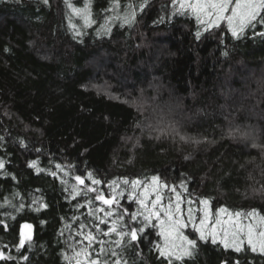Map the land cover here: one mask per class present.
<instances>
[{"label":"trees","instance_id":"obj_1","mask_svg":"<svg viewBox=\"0 0 264 264\" xmlns=\"http://www.w3.org/2000/svg\"><path fill=\"white\" fill-rule=\"evenodd\" d=\"M131 2L119 0L121 15ZM134 2L135 23L122 27L113 21L111 31L103 33L101 25L115 15L109 10L114 0H91L95 23L88 27L65 0L47 5L0 0V160L5 162L0 170V251L12 257L0 264H69V246L82 241L77 232H95L89 212L108 208L95 195L110 196L111 182L124 192L114 212H143L135 198H144L140 194L147 186L149 209L160 195L158 207L171 205L186 222L191 207L197 226L204 215L202 199L209 201V225L221 207L232 214L255 210L264 215V151L252 147L253 140L264 146V36L247 29L233 38L226 21L205 31L186 3L179 10V0H148L142 11L140 0ZM70 3L83 8L85 0ZM255 32H264V26ZM166 125L188 139L171 131L161 136L156 129ZM236 129L251 136L230 135ZM30 161L43 171L29 167ZM89 172L103 182L94 186L96 193H87L91 209L83 192L72 194L74 177L81 175L90 184ZM152 176L168 187L152 184ZM124 179L141 181L133 200ZM219 218L228 220L226 214ZM240 220L247 224L253 218L242 215ZM23 224L32 225L31 247L26 243L18 252ZM182 231L198 237L192 222ZM158 232L149 226L142 234L138 247L143 256L137 264H167L154 249L163 244ZM98 249L95 245L93 256ZM237 259L264 264L258 252L237 254L210 239L201 241L185 264H233Z\"/></svg>","mask_w":264,"mask_h":264},{"label":"snow or ice","instance_id":"obj_2","mask_svg":"<svg viewBox=\"0 0 264 264\" xmlns=\"http://www.w3.org/2000/svg\"><path fill=\"white\" fill-rule=\"evenodd\" d=\"M41 2L47 5L49 0H41ZM176 2L177 0H173V3ZM65 4L71 9L74 16H78L83 20L85 27L95 23L91 12V0H85L83 8L75 7L70 3V0H65ZM147 5L148 0H140L138 8L142 11ZM136 8L137 5L133 0V2L124 6L123 15H121L119 11V9H121L119 0H114L109 10L115 12V15L108 17L105 24L101 25L103 33L111 31V23L113 21H118L122 27L125 25L131 27L136 21ZM185 8L186 5L184 0H179V10L183 11ZM187 8L191 9L196 15L198 23L204 26L205 31L219 27L220 21H226L228 31L233 38L239 39L246 34L247 29H252L255 35L264 36V32H255L258 25L264 26V0H195V3L188 4ZM70 26L73 29L76 28L74 24ZM80 34L79 31L76 32L77 36ZM200 36L201 32L197 31V39H199ZM224 55H227V52H225ZM156 131H158L161 136L167 135L169 131H171L179 135V139L182 141L188 139L184 135H180L174 127L168 125L157 128ZM235 134H239L245 138L251 136L250 132L241 131L239 129L230 132V135ZM157 138H159V136ZM2 139L3 137H0V140ZM195 142L199 143V141ZM20 143L21 146H24L23 140H21ZM252 147L260 148L264 151V146L255 142V140H253ZM37 163V161H30L29 167L36 168V171L39 173L43 171V169L36 167ZM4 167L5 162L0 160V170L4 169ZM56 168L62 170L61 165H56ZM50 174L53 176L57 175L56 172H51ZM65 175H69V173L65 172ZM13 179H15V177H13ZM74 179L76 184L72 186L73 198L80 196L82 192L86 197L87 193H96V188L94 186L103 183L91 172L88 173L90 184H86L81 175H76ZM151 182L158 187H168L166 183L161 184L157 176H152ZM62 183L66 182L62 180ZM122 183L124 185L131 184L133 191L128 193V199L133 200L136 197L135 189L141 184V181H129L128 179H124ZM108 186L112 188L110 196L103 192H99L95 195V201H99L101 205H107L108 208L97 207L94 212H89V215L93 217L95 232L91 229L86 233L83 231L77 232V235L82 237V241L86 240L87 244L84 245L82 241H77L75 244L69 246L72 255L69 256L65 254V259L68 260L69 264H72L73 261H75V264H137V259L143 256L142 249H140L138 245L142 239V234L145 233L146 228L149 226L159 228L158 235L161 237L163 244H155L154 249L158 252L160 258L167 260V264H185L186 259H192L197 254L199 243L201 241L207 242L209 239L213 245L219 243L223 245L226 250L231 249L237 254L250 249L253 253L258 252L264 255V215H259L255 210L246 214L240 212L232 214L229 213L226 208L221 207L217 210L216 222L209 225V213L207 210L209 201L207 199H202L200 203L204 205L205 208L199 226L195 224V217L193 216L191 207L189 208L188 222H192L194 231L198 234V237L193 239L185 235L182 231L187 227L188 222L184 221L182 218H178L172 212L171 205H169L168 208L158 207L162 199L160 195H156V198L151 201V209L148 208V204L146 203L147 186H145V193L140 194V196L144 198H135V202L139 204L144 211L131 213H129L127 209H124L122 213L112 210L113 205L117 207L120 206L117 197L124 196V192L122 190H117L119 185H117L116 182H111ZM172 191H176L175 187L172 188ZM179 199L180 196L179 193H177V211H179L180 207ZM6 203H10V201H6ZM33 203L35 204L36 201L34 200ZM189 203L191 204L192 202L189 201ZM86 205L91 209L93 200L90 197L86 198ZM23 207L24 205L21 204L16 210L19 211ZM40 207L46 208L47 205L41 204ZM36 210L38 211L39 209ZM98 213H103V216H99ZM221 214H226L228 216L226 222L220 220L219 217ZM242 215L252 217L253 220L244 224L240 220ZM127 217H130L131 224ZM154 221H158V223H154ZM137 222L142 223L143 226L139 228L135 227L134 225ZM100 225H107V230H103ZM79 227L83 230L86 228V225L80 224ZM31 228L32 225L30 224L21 225L19 244L16 245V250L18 252L26 243L31 247ZM209 228L211 230H209ZM26 229L28 230L27 232L25 231ZM112 236H115V239H104L105 237L110 238ZM177 241H179V243H177ZM77 244L80 245L78 248L76 246ZM95 245H99V249L95 251V255L93 256ZM3 247L8 246L4 245ZM22 258L24 260L28 259L27 256ZM7 259H12V257L6 256L3 251H0V260ZM222 264H228V262L224 261ZM233 264H240V261L237 259Z\"/></svg>","mask_w":264,"mask_h":264},{"label":"rangeland","instance_id":"obj_3","mask_svg":"<svg viewBox=\"0 0 264 264\" xmlns=\"http://www.w3.org/2000/svg\"><path fill=\"white\" fill-rule=\"evenodd\" d=\"M184 3H186V5L190 4V3H195V0H184ZM177 109H175V112L170 113L171 115L177 114L176 113ZM174 113V114H173ZM169 114V116H170ZM27 230V229H26Z\"/></svg>","mask_w":264,"mask_h":264}]
</instances>
